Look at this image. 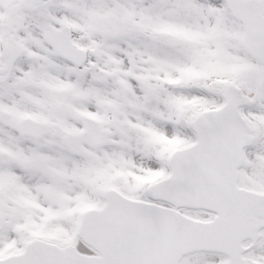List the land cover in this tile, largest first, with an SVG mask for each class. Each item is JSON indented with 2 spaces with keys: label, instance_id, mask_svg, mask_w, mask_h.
Wrapping results in <instances>:
<instances>
[{
  "label": "snow or ice",
  "instance_id": "6c2138e0",
  "mask_svg": "<svg viewBox=\"0 0 264 264\" xmlns=\"http://www.w3.org/2000/svg\"><path fill=\"white\" fill-rule=\"evenodd\" d=\"M0 264H264V0H0Z\"/></svg>",
  "mask_w": 264,
  "mask_h": 264
}]
</instances>
